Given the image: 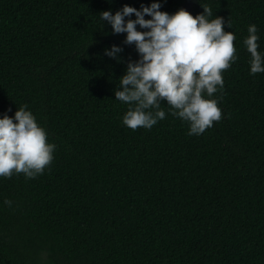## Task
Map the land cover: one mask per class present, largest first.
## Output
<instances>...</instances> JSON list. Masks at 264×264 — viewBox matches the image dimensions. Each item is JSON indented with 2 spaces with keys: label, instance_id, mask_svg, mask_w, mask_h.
<instances>
[{
  "label": "trees",
  "instance_id": "trees-1",
  "mask_svg": "<svg viewBox=\"0 0 264 264\" xmlns=\"http://www.w3.org/2000/svg\"><path fill=\"white\" fill-rule=\"evenodd\" d=\"M142 3L0 0V115L26 105L56 144L42 173L0 176V264H264V74L243 45L255 25L264 53V0L190 11L228 19L238 56L213 93L221 119L199 135L164 101L151 128L122 123L113 90L138 53L99 12Z\"/></svg>",
  "mask_w": 264,
  "mask_h": 264
},
{
  "label": "clouds",
  "instance_id": "clouds-1",
  "mask_svg": "<svg viewBox=\"0 0 264 264\" xmlns=\"http://www.w3.org/2000/svg\"><path fill=\"white\" fill-rule=\"evenodd\" d=\"M202 7L203 12L195 15L183 7L169 13L161 10L160 0H150L139 8L124 4L115 12H99L112 32L126 33L124 43L134 44L138 53L137 59L127 62L119 87L113 90L115 99L127 104L121 117L125 126L151 128L165 118L161 101L169 113L187 123L189 135H199L221 119L218 100L222 97L213 93L223 91L222 70L238 58L235 33L222 27L225 23L231 27L228 19L213 17L209 7ZM133 13L135 18L130 17ZM247 32L243 45L251 58L250 74H264L258 29L249 25ZM121 50L113 44L105 53L116 57ZM47 136L44 125L24 104L13 115H0V176L23 173L33 178L42 173L56 148ZM3 203L12 201L5 198Z\"/></svg>",
  "mask_w": 264,
  "mask_h": 264
},
{
  "label": "water",
  "instance_id": "water-1",
  "mask_svg": "<svg viewBox=\"0 0 264 264\" xmlns=\"http://www.w3.org/2000/svg\"><path fill=\"white\" fill-rule=\"evenodd\" d=\"M199 0H184V3L181 7L185 8L189 12L193 9L194 6L198 4Z\"/></svg>",
  "mask_w": 264,
  "mask_h": 264
}]
</instances>
